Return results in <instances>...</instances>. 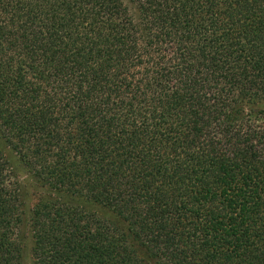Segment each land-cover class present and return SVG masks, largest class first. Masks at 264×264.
<instances>
[{
	"label": "trees",
	"instance_id": "16d2710c",
	"mask_svg": "<svg viewBox=\"0 0 264 264\" xmlns=\"http://www.w3.org/2000/svg\"><path fill=\"white\" fill-rule=\"evenodd\" d=\"M0 0V264H264V0Z\"/></svg>",
	"mask_w": 264,
	"mask_h": 264
},
{
	"label": "rangeland",
	"instance_id": "374dc122",
	"mask_svg": "<svg viewBox=\"0 0 264 264\" xmlns=\"http://www.w3.org/2000/svg\"><path fill=\"white\" fill-rule=\"evenodd\" d=\"M125 2L130 8L132 14L136 17L137 12L133 9V6L127 0H125ZM256 107H263L264 109V102L257 104ZM0 153L3 156V159L6 161L7 167L12 172L13 178L17 182L18 188L21 191V196L24 199V209L27 214L29 212V209L37 201V199H44L45 197L51 195L71 205L81 207L87 211H93L101 217H105L109 220H114V217L107 210L102 208L100 205L86 200L85 198L74 197L65 193H53L47 187L40 186V184L33 179L32 175L23 165V162L18 157V155L10 146L5 143L1 136ZM29 247L30 241L27 238L24 243L23 264H30Z\"/></svg>",
	"mask_w": 264,
	"mask_h": 264
}]
</instances>
